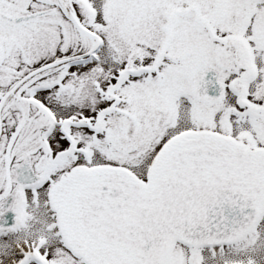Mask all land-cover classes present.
Wrapping results in <instances>:
<instances>
[{"label":"snow or ice","instance_id":"1","mask_svg":"<svg viewBox=\"0 0 264 264\" xmlns=\"http://www.w3.org/2000/svg\"><path fill=\"white\" fill-rule=\"evenodd\" d=\"M0 264H264V0H0Z\"/></svg>","mask_w":264,"mask_h":264}]
</instances>
